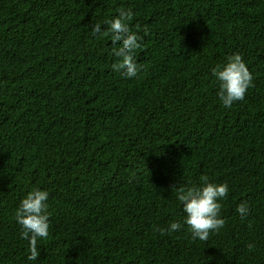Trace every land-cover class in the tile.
<instances>
[{
  "label": "trees",
  "instance_id": "16d2710c",
  "mask_svg": "<svg viewBox=\"0 0 264 264\" xmlns=\"http://www.w3.org/2000/svg\"><path fill=\"white\" fill-rule=\"evenodd\" d=\"M119 9L133 79L91 32ZM233 54L253 84L229 109L212 72ZM203 176L229 186L207 241L173 188ZM36 189L50 229L29 262L14 212ZM0 264H264V0H0Z\"/></svg>",
  "mask_w": 264,
  "mask_h": 264
},
{
  "label": "clouds",
  "instance_id": "9594fccd",
  "mask_svg": "<svg viewBox=\"0 0 264 264\" xmlns=\"http://www.w3.org/2000/svg\"><path fill=\"white\" fill-rule=\"evenodd\" d=\"M134 18L131 9H119L118 14L105 21L107 28L102 30L100 23H95L91 32L111 37L113 54L118 58L114 70L121 72L127 79L136 78L141 71L134 56L141 48V37L131 31L130 23ZM212 75L218 82L217 96L223 107L231 108L235 102L244 99L247 90L252 87L253 76L240 54H233L226 63L213 69ZM176 198L181 203L184 218L183 225L192 238L207 241L210 233L218 232L225 225L221 216V201L228 196L227 183H212L207 176L201 178V186H174ZM49 192L36 189L29 192L15 209L14 219L20 225V236L28 241L27 261L35 262L39 256L38 241L49 236L50 216ZM248 205H237L236 212L244 218L248 215ZM180 222H172L167 229L160 231L171 234L180 230Z\"/></svg>",
  "mask_w": 264,
  "mask_h": 264
}]
</instances>
